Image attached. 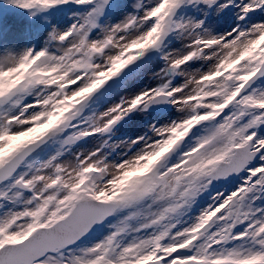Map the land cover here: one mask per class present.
Masks as SVG:
<instances>
[{"label":"snow or ice","instance_id":"1","mask_svg":"<svg viewBox=\"0 0 264 264\" xmlns=\"http://www.w3.org/2000/svg\"><path fill=\"white\" fill-rule=\"evenodd\" d=\"M0 264H264V0H0Z\"/></svg>","mask_w":264,"mask_h":264},{"label":"rangeland","instance_id":"2","mask_svg":"<svg viewBox=\"0 0 264 264\" xmlns=\"http://www.w3.org/2000/svg\"><path fill=\"white\" fill-rule=\"evenodd\" d=\"M134 132H138L141 130L139 122L136 123V125L131 129Z\"/></svg>","mask_w":264,"mask_h":264}]
</instances>
